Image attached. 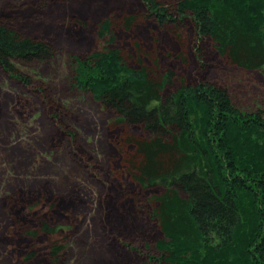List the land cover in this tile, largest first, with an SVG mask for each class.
<instances>
[{"label": "trees", "instance_id": "obj_1", "mask_svg": "<svg viewBox=\"0 0 264 264\" xmlns=\"http://www.w3.org/2000/svg\"><path fill=\"white\" fill-rule=\"evenodd\" d=\"M140 1L142 14L121 13L119 6L107 10L97 28L102 45L74 59L75 86L90 92L123 129L114 147L125 174L143 191L163 190L121 211L119 229L129 237L156 224L158 254L148 256L157 264H264V110L241 109L227 88L206 78L182 77L166 93L173 73L160 72L139 42L128 51L114 29L128 31L139 18H152L160 26L173 24L182 40L189 28L187 35L208 38L231 65L264 77V0ZM52 54L48 42L0 22V66L20 81L33 79L22 76L15 61ZM113 207L106 221L114 218ZM60 229L44 220L27 230L35 238L51 237L47 254L56 264L63 250ZM36 254L34 248L25 259Z\"/></svg>", "mask_w": 264, "mask_h": 264}, {"label": "rangeland", "instance_id": "obj_2", "mask_svg": "<svg viewBox=\"0 0 264 264\" xmlns=\"http://www.w3.org/2000/svg\"><path fill=\"white\" fill-rule=\"evenodd\" d=\"M117 6L121 13L145 11L140 0H0V22L53 46L46 60L15 61L32 81L22 82L0 66V264H56L47 254L51 237L27 235L44 220L61 227L57 264H157L148 256L158 254L156 224L128 237L119 229L120 214L163 190L143 191L125 174L114 147L123 129L110 110L74 84L75 57L102 45L98 22ZM114 29L128 51L139 42L160 72L173 73L166 93L182 77L206 78L227 88L241 109L264 110L262 74L231 65L208 38L197 40L184 28L179 40L173 24L160 26L152 18H139L128 31ZM126 131L144 134L139 127ZM110 206L111 222L105 219ZM34 248L36 256L26 260Z\"/></svg>", "mask_w": 264, "mask_h": 264}]
</instances>
